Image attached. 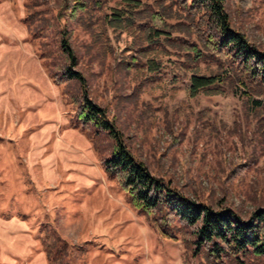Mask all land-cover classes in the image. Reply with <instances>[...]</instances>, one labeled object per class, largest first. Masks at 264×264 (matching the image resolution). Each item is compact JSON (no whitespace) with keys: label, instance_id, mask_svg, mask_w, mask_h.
I'll use <instances>...</instances> for the list:
<instances>
[{"label":"rangeland","instance_id":"rangeland-1","mask_svg":"<svg viewBox=\"0 0 264 264\" xmlns=\"http://www.w3.org/2000/svg\"><path fill=\"white\" fill-rule=\"evenodd\" d=\"M137 1L114 26L124 0H0V264H50L49 251L56 264H217L196 226L145 213L110 177L115 142L78 121L64 38L89 99L155 177L245 221L264 210V87L205 48L179 0ZM224 5L264 52V0ZM194 74L223 82L191 97ZM240 258L218 264H264Z\"/></svg>","mask_w":264,"mask_h":264},{"label":"trees","instance_id":"trees-1","mask_svg":"<svg viewBox=\"0 0 264 264\" xmlns=\"http://www.w3.org/2000/svg\"><path fill=\"white\" fill-rule=\"evenodd\" d=\"M179 1L184 9L194 15L205 48L221 58L231 59L239 66L240 72L247 75L246 79H250L255 86L264 87V52L231 26L224 0ZM140 7V1L124 0L121 8L114 9L116 13L111 23L114 26L122 24L126 18L131 19L128 13L139 12ZM164 34L157 29L150 32L152 38H160ZM62 48L69 61L68 68L63 71L69 80L77 81L80 85L82 104L77 114L78 121L84 125L93 124L97 131L107 133L115 142L112 156L104 161L110 177L119 182L145 213L150 215L162 210L167 216L177 217L188 226H196L197 246L204 248L208 258L217 264L222 259L239 262L240 257L248 254L264 257V210L256 211L245 221L231 209L214 210L198 204L155 177L145 163L136 159L128 149L122 133L109 120L105 110L89 99L84 76L72 69L78 65V61L66 38ZM151 65L154 67V63ZM221 82L223 80L217 76L194 74L191 76L190 96L196 97L200 91ZM49 260L50 264H56L51 251Z\"/></svg>","mask_w":264,"mask_h":264}]
</instances>
